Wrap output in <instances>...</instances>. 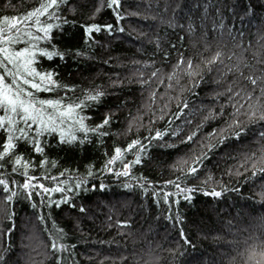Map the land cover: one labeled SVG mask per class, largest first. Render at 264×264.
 <instances>
[{
    "label": "trees",
    "instance_id": "trees-1",
    "mask_svg": "<svg viewBox=\"0 0 264 264\" xmlns=\"http://www.w3.org/2000/svg\"><path fill=\"white\" fill-rule=\"evenodd\" d=\"M39 2L0 0V17L22 16ZM101 3L100 11L93 16ZM246 3L247 0H121V20L117 22L106 6L107 0H66L58 14L67 23L54 28L50 43L42 42V46L55 45L65 51L76 48L86 55L75 59L72 53L64 59L38 55V70H54V79L70 87L67 93L63 87H53L37 95L63 97L68 102L69 98L81 97L85 89H99L104 95L84 108L82 114L90 127L103 120L106 113L111 114L110 123L100 130L106 136L99 132L88 134L82 144L79 140L62 143L56 133L43 136L47 142L45 174L65 180L77 176L86 179L79 191L68 193L69 201L49 205L47 194L37 195L33 189L28 199V192L15 186L17 195L5 201V190L0 188V255L7 257L0 264H254L249 254L264 251V173L257 171L253 175L251 163L260 156L264 145L258 135L264 130V121L248 122L245 105L240 106L238 119L247 124L248 131L221 144L204 160L196 175L183 180L184 185L194 189L215 187L221 196L193 190L191 199H185L188 193H184L179 199L170 197L175 203L165 204L162 196L158 199L152 195L157 189L174 191L175 185L162 182L180 175L175 166L178 158L190 156L194 145L198 152L202 137L207 138L213 128L219 129L233 118L231 104L223 111L220 107L231 94L224 91L229 84L231 91L240 86L253 90L247 80L229 70L231 66L242 58V63L254 69L264 68V0H251L252 12L244 10ZM88 23H109L113 29L94 31L86 42L83 25ZM217 51L221 57L211 65L205 64ZM181 55L185 63L169 80L167 73L173 71ZM189 57L195 75L183 71ZM154 71L156 76L152 75ZM242 71L247 76L249 68ZM253 91L258 94L259 89ZM214 92L223 94L217 99L211 95ZM178 99L187 106L170 122L168 117L179 111ZM209 108L219 115L201 125ZM130 121H134L131 127ZM169 123L172 129L180 127L181 132L176 137L168 132L145 143L147 154L130 170L137 179L116 172L101 176L102 165L114 146L123 148L132 139L163 130ZM197 125L201 127L193 141L184 142L183 137ZM77 135L83 138L84 133L77 130ZM21 153L28 160L34 157L38 165L28 170L29 175L51 187L52 182L40 175L39 160L43 157L32 154L23 142L13 156ZM11 159L8 157V161ZM131 159L129 153L125 162ZM112 166L121 168L122 164ZM261 166L264 165L257 159V167ZM5 171L11 172L7 161L0 168V172ZM88 171L93 174L85 176ZM23 172L21 168L7 178L23 183ZM140 177L153 184L138 182ZM101 183L105 185L103 189L99 187ZM125 183L130 187L125 188ZM93 184L96 188H92ZM60 197L61 193L54 192L51 198L55 201ZM9 213L11 220L7 219ZM177 213L183 217L179 223ZM38 216H43L45 222L41 223ZM44 229H62L61 242L66 247L53 252L49 247L50 233ZM181 229L187 244L180 237ZM57 256L62 257L61 261L56 260Z\"/></svg>",
    "mask_w": 264,
    "mask_h": 264
},
{
    "label": "snow or ice",
    "instance_id": "snow-or-ice-1",
    "mask_svg": "<svg viewBox=\"0 0 264 264\" xmlns=\"http://www.w3.org/2000/svg\"><path fill=\"white\" fill-rule=\"evenodd\" d=\"M66 4V0H40L38 5L30 9L26 14L22 16H4L0 17V168L5 167V162L11 164V172H0V188L5 190L3 199L5 201H11L17 193L14 187H19L28 192V199H31L32 190H36V194L43 196L48 195L47 203L49 205L55 203L59 206L62 202L69 201L68 193L79 191L84 183H86L85 177H69L67 180L60 178L57 179L50 175H46L43 171V166L47 163V157L44 156V150L46 141L43 136L46 134L56 133L58 134V140L60 142L73 143L79 140L82 144L89 138L88 134H94L99 132L100 135L106 136V132L100 131L103 126L110 123V113L104 115L101 120L95 126H89L85 123L87 117L82 114L83 109L88 107L93 101L99 100L104 93L99 89H85L84 94L78 98H69L68 102H65L63 97L57 98H41L37 93L41 91H51L53 87H63L65 93L69 89V85H61L60 82L54 77L56 73L52 69H46L44 71L38 70L35 66V62L39 56L44 58L52 59L59 57L64 59L69 53L73 54L75 59L77 56L86 55L85 51L80 49H68L60 50L55 45L50 47L42 46V42L50 43V33L54 28H59L61 23L66 24L67 21L62 20L58 14V10ZM99 5L92 13L93 16L100 11ZM107 8L111 9L115 20L119 22L121 20V0H107ZM261 7H264L262 5ZM69 10H73L69 6ZM246 12L254 11L251 0H247L245 5ZM59 21V23H57ZM101 29L112 31L113 25L105 23L103 25L97 23H88L83 25L84 40L87 42L91 39L92 33L99 32ZM189 31H191V25H189ZM71 39V37H69ZM24 46H19L20 44ZM168 53L165 52V56ZM222 53L217 51L210 59L205 60V64L211 65L221 57ZM242 58L237 60V63L232 65L230 71H235L240 75L241 79L247 80L252 89H259L258 94L254 93L253 90H248L245 86L237 87L235 91H231L232 84H229V88L225 89V92H230L228 99L220 105L221 111L226 105L231 104L233 108L232 119L225 123V125L219 129L213 128L211 132L207 134V138L202 137L198 142L199 151L197 152V146L194 145L193 149L190 150L191 155L188 157H180L179 163L175 166L179 168L180 175L174 176L171 180H165L162 183L166 186L175 185V190L171 192L161 191L157 189L152 193L154 197L159 199L162 196L165 204L175 203L170 200V197H177L179 199L184 193H188L185 199H191V193L193 190L204 191L206 195L213 197L221 196V191L217 188L212 187L210 190L205 188L194 189L191 185H184L183 180L189 175H196L198 170L203 167L204 160L213 153V151L220 147L225 141L230 138H240L243 134L248 131L247 124L238 119L240 116V106H246L245 115L248 122L255 123L256 120L264 121V68L259 70L252 68L251 65H247L246 62H241ZM185 63L183 55L179 57L176 64L173 65V71L167 73L168 79L172 80L176 75V69ZM187 67L183 68V71L189 75H195L192 71V60L189 57L186 61ZM264 63V61H262ZM244 67L249 68L247 76L243 74L242 69ZM257 71L259 74H257ZM142 75V73H141ZM156 76V72L152 73ZM199 81H194L198 83ZM118 83V81H114ZM143 83V81H141ZM171 87V85H169ZM223 93H212L217 99ZM154 97V93H150ZM179 111L169 116L168 120L171 122L174 117H179L184 108L187 106L186 103H180ZM151 107V105H148ZM167 107V105H164ZM219 113L212 112L209 108V115L204 117L201 121V125L209 118L214 119ZM154 120L157 116L154 114L152 117ZM162 118V117H161ZM134 121H130V127ZM190 123V122H189ZM201 125H197L196 128L183 137L184 142H192L200 130ZM149 128L151 124L149 123ZM77 130L84 133L83 138L77 135ZM171 133V136L176 137L181 132L180 127L172 129L171 123L166 125L163 130L157 129L150 131L146 137H138L129 141L123 148L119 145L114 146L112 155L106 160L105 164L102 165L100 170L101 176L105 172L111 173L116 172L117 175H123L131 179H137L131 176L130 170L134 164H140L142 157L147 154V150L144 147L145 143H149L156 138L162 137L165 133ZM228 133V135H225ZM261 140H264V130L258 134ZM23 142L32 154H40L43 158L39 160V167H41V176H45L48 181H51V187L46 186L36 176L29 175V169L35 168L38 165L35 163V158L28 160L24 158L23 153H13L18 147V144ZM100 143L99 139L97 141ZM260 156L257 158L261 165H264V145L260 147ZM131 153L133 159L125 162L127 154ZM252 153V156H255ZM12 156V159L8 161V157ZM250 157H246L249 159ZM257 159H252L251 167L253 175L257 171L264 173V166L257 167ZM116 162L122 164L121 168H114ZM54 163V161H53ZM23 168L24 180L23 183H18L16 180H9V175H16ZM65 172V175L67 174ZM75 172V170H71ZM92 171H88L85 176H91ZM211 177H209L210 179ZM74 179V182H73ZM138 182H146L153 184L152 181L147 180L146 177H140ZM125 188L130 187L129 184L123 185ZM101 189L105 187L103 183L99 185ZM92 188H96L93 184ZM85 191L88 189L85 188ZM225 191L227 189H224ZM147 191V189H145ZM59 192L61 197L59 200L53 201L52 193ZM10 193V194H9ZM35 207V205H33ZM83 211V206H81ZM179 220L177 223L183 220V217L177 213ZM7 219L11 220L12 216L9 213ZM37 219L41 223L45 222L43 216H38ZM51 219V217H48ZM120 223H127V221H117ZM53 228H55V222L53 221ZM10 232L11 229H8ZM44 231L50 233L51 243L49 247L53 252L60 249H64L66 245L62 243L64 236L62 229H56L54 232L49 229ZM180 237L184 238V243L188 241L185 237L183 229L180 230ZM259 257L257 261L255 258ZM6 256L0 255V260H6ZM62 257L57 256L56 260L61 261ZM248 259L254 261V264H264V251L255 252L253 250Z\"/></svg>",
    "mask_w": 264,
    "mask_h": 264
}]
</instances>
